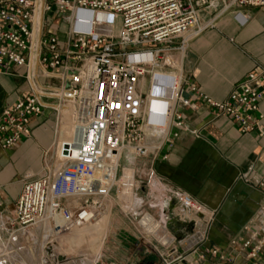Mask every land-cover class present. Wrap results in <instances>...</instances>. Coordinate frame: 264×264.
<instances>
[{
    "label": "built area",
    "instance_id": "1",
    "mask_svg": "<svg viewBox=\"0 0 264 264\" xmlns=\"http://www.w3.org/2000/svg\"><path fill=\"white\" fill-rule=\"evenodd\" d=\"M216 1L0 0V72L13 74L25 66L37 76L40 68L44 78L56 80L46 85L31 77V93L1 113L2 148L31 136V122L50 109L58 115L69 109L75 132L72 142L60 144L56 138L41 176L24 179L13 214L0 212V264H27L24 242L39 233L36 264H65L54 250L56 236L107 217L127 168L134 173L133 199L123 203L122 214L145 251L158 252L160 264H237L239 259L264 264V208L256 228L244 227L219 247L209 239L215 210L164 182L155 169L184 130L181 109L207 107L243 133L263 129L264 66L220 101L183 75L191 31L201 34L215 25V20L202 24L200 14ZM219 1L220 14L264 7V0ZM53 11L69 25L62 36L45 31V17ZM236 15L242 24L249 19L240 11ZM59 123L61 118L56 134ZM146 158H152L147 169L134 167ZM257 186L264 190V178ZM175 221L193 229L179 235L170 228ZM46 231L52 236L44 246Z\"/></svg>",
    "mask_w": 264,
    "mask_h": 264
},
{
    "label": "crops",
    "instance_id": "2",
    "mask_svg": "<svg viewBox=\"0 0 264 264\" xmlns=\"http://www.w3.org/2000/svg\"><path fill=\"white\" fill-rule=\"evenodd\" d=\"M221 9L222 4L217 0L201 12L202 24L215 20V25L201 34L191 31L182 54L184 77L217 101L225 100L253 69L264 66V7L235 8L220 14ZM238 11L249 17L246 24L237 17ZM64 31L57 33L62 36ZM13 72H0V115L31 93V77L42 84H56L53 78H44L40 68L36 70L37 76H30V68L25 66ZM181 111L185 116L184 130L175 146L166 149L169 158L157 161L155 169L164 182L184 189L208 210H215L209 239L224 248L244 227L256 228L264 208V190L257 186L264 178V100L259 108L263 129L249 133H243L229 118L215 116L207 107ZM54 115L50 109L34 119L31 136L23 138L17 146L6 150L0 144V212L4 216L13 213L24 179L44 173L46 154L54 148L57 138ZM151 162L152 158L137 159L134 167L145 170ZM124 173L120 199L128 205L133 199L134 173L131 168ZM244 175L246 178H242ZM108 226L109 221L104 228L106 237ZM120 226L113 217L108 239L115 240L112 241L115 245L120 233H125ZM170 228L179 235L193 229L190 224L177 221ZM114 247L107 246L105 259L124 264V258L114 257L118 255ZM242 262L239 259L237 264Z\"/></svg>",
    "mask_w": 264,
    "mask_h": 264
},
{
    "label": "rangeland",
    "instance_id": "3",
    "mask_svg": "<svg viewBox=\"0 0 264 264\" xmlns=\"http://www.w3.org/2000/svg\"><path fill=\"white\" fill-rule=\"evenodd\" d=\"M45 18L47 19V33H57L59 30L66 31L69 27L66 19L59 17L57 11L47 13ZM60 117L61 115H58L55 112L54 118H56V125L58 124ZM59 125L61 124L59 123ZM113 202L115 205L110 214L107 215V220L109 221L108 230L110 232L111 220L115 217L116 220L120 222L121 229L125 232L123 234L120 233L121 237L117 238L116 245L113 243L115 240L112 238L108 239L109 232L104 240V235H100L99 231L94 228L70 230L56 236L57 238L53 242L55 252L60 253L65 257V264H99L100 261L106 260L104 255L108 245L115 246V253L118 255H115L114 257L124 258V264L161 263V257L158 255V252H146L143 247L144 245L136 239V229H134L133 224L130 223L125 215L122 214L121 207H123L124 204L120 200V195L119 198L117 197ZM125 227L128 228L127 230L129 231L125 230ZM42 238L43 233H39L35 241H29L28 243H26V241L24 242V247L27 248V250L22 254V257L28 262L27 264H36L38 262L39 256L37 258V251H39ZM46 240L47 239L45 238L42 243L43 245L47 242ZM30 249L33 250L34 254H32V251L29 252ZM63 249L64 254L61 251Z\"/></svg>",
    "mask_w": 264,
    "mask_h": 264
},
{
    "label": "bare ground",
    "instance_id": "4",
    "mask_svg": "<svg viewBox=\"0 0 264 264\" xmlns=\"http://www.w3.org/2000/svg\"><path fill=\"white\" fill-rule=\"evenodd\" d=\"M60 118H61V125H59L58 130H57V132H58L57 133V142H59L60 144L65 143V142H72L74 139V133L75 132H74V127H73V118H72L71 111L69 109H64L61 112ZM59 164H60V161H58V165ZM107 218H108V216L103 218L102 220L96 222V223L87 224V225L82 226L81 228H77V230H82L84 228H94L95 230L99 231L100 235H104L103 239L105 240L106 236H105L104 228L108 222ZM74 230H76V229H74ZM51 236H52L51 233L46 231L45 238L49 239V237H51ZM68 237H70V236H68ZM71 239H73V238H71ZM45 244H44V246H45ZM61 251L64 254V249Z\"/></svg>",
    "mask_w": 264,
    "mask_h": 264
},
{
    "label": "water",
    "instance_id": "5",
    "mask_svg": "<svg viewBox=\"0 0 264 264\" xmlns=\"http://www.w3.org/2000/svg\"><path fill=\"white\" fill-rule=\"evenodd\" d=\"M174 205V202L172 203V206Z\"/></svg>",
    "mask_w": 264,
    "mask_h": 264
}]
</instances>
